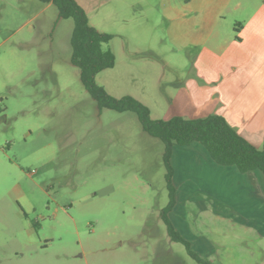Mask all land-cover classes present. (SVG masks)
I'll return each mask as SVG.
<instances>
[{
	"label": "rangeland",
	"instance_id": "obj_1",
	"mask_svg": "<svg viewBox=\"0 0 264 264\" xmlns=\"http://www.w3.org/2000/svg\"><path fill=\"white\" fill-rule=\"evenodd\" d=\"M72 29L53 4L0 0V264H197L160 217L162 142L86 92ZM160 59L117 54L95 82L117 99L152 94L181 74L180 58ZM168 106L150 104L151 116ZM188 207L192 235L208 236L206 213Z\"/></svg>",
	"mask_w": 264,
	"mask_h": 264
},
{
	"label": "crops",
	"instance_id": "obj_2",
	"mask_svg": "<svg viewBox=\"0 0 264 264\" xmlns=\"http://www.w3.org/2000/svg\"><path fill=\"white\" fill-rule=\"evenodd\" d=\"M73 1L90 26L112 36L107 48L129 65L140 56H154L161 65L168 51L180 58L178 77H162L152 94L134 95L153 120L219 115L264 150V0ZM166 102L165 114L160 108L152 117L149 105ZM171 168L175 204L168 217L192 251L215 264H258L264 175L218 165L199 143L173 146ZM189 205L206 213L208 236L192 235Z\"/></svg>",
	"mask_w": 264,
	"mask_h": 264
},
{
	"label": "trees",
	"instance_id": "obj_3",
	"mask_svg": "<svg viewBox=\"0 0 264 264\" xmlns=\"http://www.w3.org/2000/svg\"><path fill=\"white\" fill-rule=\"evenodd\" d=\"M53 4L63 19H72L70 38V63L79 71V80L86 92L101 108L115 112H132L136 115L142 130L164 146L163 164L168 191V203L160 210L168 237L181 243L188 256L197 264H211L209 260L192 251L190 243L174 229L168 214L175 204V189L172 184L171 156L173 146L201 144L211 159L221 166H235L241 173L259 170L264 175V150L247 143L219 115L202 119L187 120L173 117L169 120H153L149 109L131 96L114 98L95 82V77L115 64L114 54L107 48L112 36L101 33L89 25L86 13L73 0H40Z\"/></svg>",
	"mask_w": 264,
	"mask_h": 264
}]
</instances>
